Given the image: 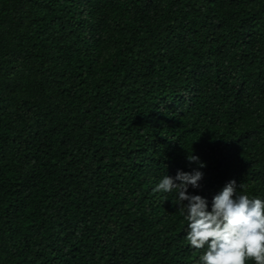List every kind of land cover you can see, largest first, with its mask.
Masks as SVG:
<instances>
[{
	"label": "trees",
	"instance_id": "1",
	"mask_svg": "<svg viewBox=\"0 0 264 264\" xmlns=\"http://www.w3.org/2000/svg\"><path fill=\"white\" fill-rule=\"evenodd\" d=\"M188 152L264 195V0H0V264H194Z\"/></svg>",
	"mask_w": 264,
	"mask_h": 264
},
{
	"label": "clouds",
	"instance_id": "2",
	"mask_svg": "<svg viewBox=\"0 0 264 264\" xmlns=\"http://www.w3.org/2000/svg\"><path fill=\"white\" fill-rule=\"evenodd\" d=\"M196 164L190 171L178 169L175 176L163 175L156 193L172 194L186 221L188 246L201 251L194 264H264V195L238 191L243 184L231 179L209 197L189 189H200L206 163L187 154Z\"/></svg>",
	"mask_w": 264,
	"mask_h": 264
}]
</instances>
